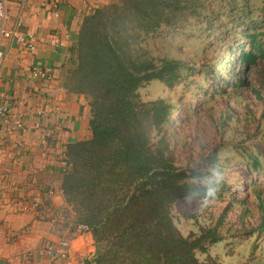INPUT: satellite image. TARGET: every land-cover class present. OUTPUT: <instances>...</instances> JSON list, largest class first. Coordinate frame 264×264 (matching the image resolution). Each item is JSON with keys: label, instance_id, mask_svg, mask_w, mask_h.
<instances>
[{"label": "trees", "instance_id": "1", "mask_svg": "<svg viewBox=\"0 0 264 264\" xmlns=\"http://www.w3.org/2000/svg\"><path fill=\"white\" fill-rule=\"evenodd\" d=\"M262 15L255 17L247 0H110L81 19L65 62V89L84 98L91 137L65 146L59 188L74 225L91 235L93 264H222L208 255L225 241L220 223L183 236L171 209L193 198L211 200L228 187L219 175L233 165L250 177L264 236ZM190 27L222 48L198 68L154 58L145 47L147 38ZM152 82L182 93L142 101L139 89ZM248 94L262 107L263 127L253 135L259 139L249 146L233 138L224 142L234 110ZM220 98L234 107L218 112ZM199 107L211 115L217 111L212 125L223 143L204 152L199 163L177 166L174 129L191 126ZM233 205L231 199L228 208Z\"/></svg>", "mask_w": 264, "mask_h": 264}, {"label": "crops", "instance_id": "2", "mask_svg": "<svg viewBox=\"0 0 264 264\" xmlns=\"http://www.w3.org/2000/svg\"><path fill=\"white\" fill-rule=\"evenodd\" d=\"M5 1L3 29L21 20L36 45L29 52L0 35V104L28 130L0 135V264H93L91 235L74 225L59 188L65 146L91 137L84 98L65 89V62L81 19L110 0ZM33 70L49 80L31 78ZM63 240L70 244L66 259L37 253Z\"/></svg>", "mask_w": 264, "mask_h": 264}, {"label": "rangeland", "instance_id": "3", "mask_svg": "<svg viewBox=\"0 0 264 264\" xmlns=\"http://www.w3.org/2000/svg\"><path fill=\"white\" fill-rule=\"evenodd\" d=\"M247 1L254 16L262 17L264 0ZM193 27L188 28L183 34L176 30L174 34H167L161 38H147L145 47L154 58L182 60L198 68L222 51V48L213 47L211 39L205 37L199 28ZM180 93L182 90L178 89L175 94H171L157 82H152L138 91L142 101L168 99L169 96L174 99ZM244 98L247 107L243 102L241 108L234 110L233 121L229 123L228 137L224 142H230L233 138L234 142H243L244 146H249L255 141L254 138L259 139V135L255 137L253 135L257 133L258 126L263 127L262 107L254 96L248 94L244 95ZM216 107L218 112H222L231 110L234 106L232 104L229 106L226 98H220L216 102ZM197 110L200 117H195V121L192 119L194 123L191 126H176L174 129L171 150L177 166L186 164L193 166L199 163L204 152L208 154L210 150L223 143L212 125L217 111L211 115L204 112L205 109L201 107ZM178 118L177 116L176 119ZM225 155L232 156V153L226 152ZM219 176L228 182V187L218 191L211 200L199 201L193 198L178 202L172 207L171 216L175 226L183 236H188L190 233H197L200 226H214L220 223V234L225 241L210 248L209 256L222 264H264V236L259 234L258 230L262 214L251 193V185L247 184L249 175L243 167L233 165L225 167V172ZM218 195L220 199L217 198ZM231 199L236 205L228 208ZM197 257L203 260L205 255ZM259 258L262 261L257 260Z\"/></svg>", "mask_w": 264, "mask_h": 264}, {"label": "built area", "instance_id": "4", "mask_svg": "<svg viewBox=\"0 0 264 264\" xmlns=\"http://www.w3.org/2000/svg\"><path fill=\"white\" fill-rule=\"evenodd\" d=\"M6 1L0 0V35L3 38H13L17 43L24 46L29 52L35 50L36 40L29 31H21L23 27L22 21L17 20L13 23L9 30H4L3 25L6 20ZM2 54L0 53V59ZM33 79L49 80V75L45 71L33 70L30 72ZM25 125L13 115L12 108L8 104H0V135L2 137H12L16 134L25 135L27 133ZM20 149V145L18 146ZM21 150V149H20ZM36 204H32L31 208H36ZM69 242L66 240L59 241L56 245H47L38 249L40 255L58 257L66 259L69 254Z\"/></svg>", "mask_w": 264, "mask_h": 264}]
</instances>
